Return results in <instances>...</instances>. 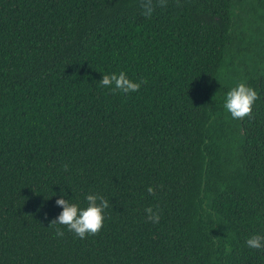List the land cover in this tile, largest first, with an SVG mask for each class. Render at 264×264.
Wrapping results in <instances>:
<instances>
[{
  "label": "trees",
  "instance_id": "1",
  "mask_svg": "<svg viewBox=\"0 0 264 264\" xmlns=\"http://www.w3.org/2000/svg\"><path fill=\"white\" fill-rule=\"evenodd\" d=\"M121 71L147 83L101 86ZM239 83L259 99L234 120ZM88 194L110 203L99 234L49 227L58 198ZM256 234L264 0H167L150 18L140 0H0V264H264Z\"/></svg>",
  "mask_w": 264,
  "mask_h": 264
},
{
  "label": "clouds",
  "instance_id": "2",
  "mask_svg": "<svg viewBox=\"0 0 264 264\" xmlns=\"http://www.w3.org/2000/svg\"><path fill=\"white\" fill-rule=\"evenodd\" d=\"M166 6L167 0H140L142 15L148 18L151 17L156 7L164 8ZM177 6H179V0H177ZM146 83L147 81L143 79L139 82H133L123 71L118 75L116 73L103 75L100 80L102 87L110 88L113 93L123 92L125 94L137 92L141 84ZM257 99H259V96L256 90L245 83H239L227 92L224 108L232 119L243 120L245 117L252 116V106ZM64 171H68V165H64ZM147 192L149 195H154L155 189L149 186L147 187ZM85 199L87 206L81 209L77 204L70 203L69 200L62 197L58 198L55 203L62 208V211L58 217L50 221L49 227L54 225L66 226L69 231L80 239L99 234L104 225V210L109 208L110 203L103 196L97 194H88ZM144 211L148 221L152 223L159 222L160 213L158 210L154 211L149 206ZM55 235L62 237L64 232L60 227H57ZM245 243L250 249H264V236L259 234L252 235Z\"/></svg>",
  "mask_w": 264,
  "mask_h": 264
}]
</instances>
